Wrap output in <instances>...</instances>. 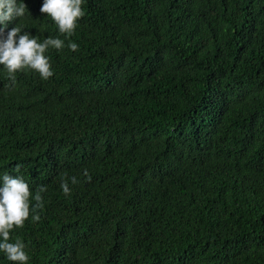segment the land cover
<instances>
[{
  "label": "trees",
  "instance_id": "trees-1",
  "mask_svg": "<svg viewBox=\"0 0 264 264\" xmlns=\"http://www.w3.org/2000/svg\"><path fill=\"white\" fill-rule=\"evenodd\" d=\"M0 264H264V0H0Z\"/></svg>",
  "mask_w": 264,
  "mask_h": 264
}]
</instances>
